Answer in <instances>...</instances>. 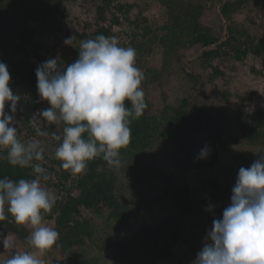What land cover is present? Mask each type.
Instances as JSON below:
<instances>
[{
    "label": "trees",
    "instance_id": "1",
    "mask_svg": "<svg viewBox=\"0 0 264 264\" xmlns=\"http://www.w3.org/2000/svg\"><path fill=\"white\" fill-rule=\"evenodd\" d=\"M76 1L0 0V62L8 67L10 83L19 88L20 94L23 90L28 92L36 105L41 98L35 72L41 63L57 58L63 68L78 59L82 41L95 39L101 34L119 38L122 32L117 28L126 29L123 40L118 43L136 50V66L144 75L141 87L147 108L130 124L131 141L120 150L122 166L119 169L110 168L102 158H96L88 163L84 174L74 176L61 167V161L56 159L52 150L47 155L43 153L42 161H34L40 163L50 177L41 182L42 186L60 194L51 212L44 217L46 226L59 233L58 241L47 254L64 257L73 264H92L91 260L84 258L72 260L69 255L89 247V243L95 244L100 224L96 218L98 215L120 228V240L109 238L101 244V250L111 255L113 264H131L132 260H137L136 264H158L163 259H177L175 248L181 232L188 227L187 223L191 222L195 229L200 227L203 230L206 224L212 225L213 219H218L215 205L226 202L229 185L212 182L206 204L210 214L207 213L205 219L198 223L195 218L199 207L195 196L198 191L187 181L176 177L168 181L163 192L164 215H149L153 204L147 194L137 189L141 183L157 177L149 155L160 164L175 161L176 155L180 154L182 159L187 155L200 171L219 174L227 168L220 155L229 150L222 123L231 121V138L238 144L233 161L241 167H249L264 156V97L257 99L252 93L237 90L232 94L226 91L225 100L235 98L240 104V110L234 115L218 108L194 109L198 103L195 101L199 99L200 79L193 78L192 93L180 97L165 90L168 75L172 67L182 60L183 53L192 49L200 51V66L204 72L210 71L211 80L225 77L221 66L223 61L241 63L250 55L261 57L264 38L257 39L247 24L236 23V17L246 18L252 14V8L264 10V0H203L201 3L158 0L166 9L164 23L153 22L145 16L144 0H84L82 7L91 21L77 33L71 54L54 48L44 55L33 39L35 31L31 25L56 20L61 5ZM213 9L226 22L223 37L216 34L209 18ZM63 127V122L59 131L50 127L45 136L55 149L62 141ZM53 133L61 140H56ZM212 134L217 137L214 139V151L207 159H197L199 152L194 138H212ZM46 160L61 168L58 179L54 177L57 171L44 164ZM3 178L18 182L20 179H34L35 174L30 167L11 166L5 150L0 152V179ZM209 205L212 206L211 211L208 210ZM31 232L28 226L17 225L10 215L0 222V234L13 242V247L5 251L6 260L27 245Z\"/></svg>",
    "mask_w": 264,
    "mask_h": 264
},
{
    "label": "clouds",
    "instance_id": "2",
    "mask_svg": "<svg viewBox=\"0 0 264 264\" xmlns=\"http://www.w3.org/2000/svg\"><path fill=\"white\" fill-rule=\"evenodd\" d=\"M74 39L69 36L64 44L71 46ZM136 56L134 48L119 46L116 37L101 34L80 43L73 63L61 68L57 58H50L37 67L38 94L50 105L38 114L49 124L63 122L55 157L71 175L84 174L96 158L113 169L122 166L120 150L131 141L130 124L147 108L141 87L144 75L136 66ZM10 81L7 65L0 62V152L6 150L11 166L30 167L35 178L0 179V222L10 215L17 225L31 228L27 244L34 251L16 252L4 264H45L43 255L59 239V233L44 223L56 197L42 186L50 178L47 170L34 163L44 159L41 142L18 138L12 114L20 96L13 93ZM37 135L48 132L37 130ZM210 151L205 145L197 159H207ZM0 237L3 248L13 247L11 240ZM192 264H264V156L239 169L231 202L222 218L213 219Z\"/></svg>",
    "mask_w": 264,
    "mask_h": 264
},
{
    "label": "rangeland",
    "instance_id": "3",
    "mask_svg": "<svg viewBox=\"0 0 264 264\" xmlns=\"http://www.w3.org/2000/svg\"><path fill=\"white\" fill-rule=\"evenodd\" d=\"M194 3H201L203 0H190ZM227 1V0H226ZM235 1V0H229ZM84 0H77L76 2L65 3L60 6V11L57 14L56 20L50 19L47 21H40L33 23L31 28L35 31L33 39L40 46V49L44 55L52 49H58L65 52L67 55L71 54V51L75 47L76 35L82 31L86 22L91 21V17L87 16L86 10L82 7ZM143 9L145 16L153 22L164 23L166 20V9L158 2V0H144ZM252 14H248L246 18L244 16H237L236 23L247 24L250 33L257 39L264 38V10L252 8ZM209 18L214 27L216 34L223 37V33L226 28V22L220 17L218 11L211 10ZM122 35L117 38L123 40L126 34V29H118ZM125 33V34H123ZM69 36H75L71 46L64 44L65 38ZM200 51L198 49H192L183 53V58L180 62L176 63L171 72L168 75L165 90L168 94H178L180 97H186L192 93V87L195 84L193 78L200 79L201 87L199 91L198 102L195 107H202L204 109L214 110H226L229 114L234 115L238 112L240 104L232 98V100H225V92H231L232 94L238 91L252 93L257 99L264 97V54L261 57L250 55L245 61L239 63L235 61H227L221 64L222 69L225 72V77H220L216 80L209 79V72H204L200 66L199 57ZM191 74L193 77L189 76ZM10 87L14 94L20 96V101L17 105L16 112L13 115L14 124L17 128V133L22 142H29L32 140H39L41 147L43 148L44 155L55 153V148L52 146V141L45 136H38L37 130L47 131L50 127H55L59 131L62 127V122L49 124L46 120L39 116V112L42 109L49 107L46 101L40 99L35 103L31 101L28 92L23 90L20 94L19 88L13 86L10 83ZM5 112H9V107L5 106ZM232 122L224 121L222 128L227 134V146L228 151L221 153L220 159L227 164V168L218 173L210 172L208 170L200 171L196 168V163L189 160L187 155H176L177 159L165 164H160L159 161L154 160V169L157 171V177L152 180H147L137 186L138 191L142 194H147L149 201L153 204L148 211L149 215L162 216L164 215L163 208V192L168 185V181L179 177L191 185L198 192L195 194L199 203L198 213L195 218L198 219V223L203 221L208 213L206 204L207 197L211 193V187L213 181L226 182L229 185V193L227 200L224 204L217 203L215 205L218 219L222 218L223 210L229 206L231 202L232 188L235 185L237 174L241 166L237 165L233 161V154L238 149V144L231 138ZM216 135L212 134V138H194L197 141L196 151L200 152L201 149L207 145L210 148V154L214 151L216 146ZM55 159V157H54ZM156 159V158H155ZM50 167H53L57 172L54 173V177L58 179V175L62 170L55 162L46 160L44 163ZM174 181V180H173ZM56 198L60 196L58 192H51ZM163 197V198H162ZM158 207L163 208V210ZM210 214V212L208 213ZM99 221V229L97 230V239L94 242L98 245L89 243V247L83 250L76 251L69 256L72 260L86 259L91 260L92 264H113L110 254L101 250L102 242H106L109 238L118 241L121 238L120 228L113 223H108L104 220V216H96ZM188 227L184 228L181 232L180 241L175 248V254L177 259L160 260L158 264H192L196 259L197 253L203 248L206 243V237L208 231L211 230L212 225L206 224L205 230L202 228H194L191 226V222L187 223ZM193 228V229H191ZM11 240V238H9ZM91 244V245H90ZM6 249L0 244V264H4L6 260ZM19 251H34L27 244L19 249ZM42 259L45 264H73L68 259L60 256L52 257L47 254L43 255ZM137 260H132L131 264H136Z\"/></svg>",
    "mask_w": 264,
    "mask_h": 264
}]
</instances>
